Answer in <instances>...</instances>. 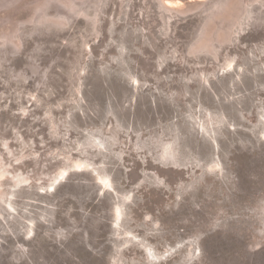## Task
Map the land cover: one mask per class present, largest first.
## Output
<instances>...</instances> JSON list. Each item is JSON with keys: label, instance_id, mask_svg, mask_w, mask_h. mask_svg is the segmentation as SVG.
<instances>
[{"label": "rangeland", "instance_id": "rangeland-1", "mask_svg": "<svg viewBox=\"0 0 264 264\" xmlns=\"http://www.w3.org/2000/svg\"><path fill=\"white\" fill-rule=\"evenodd\" d=\"M0 264H264V0H0Z\"/></svg>", "mask_w": 264, "mask_h": 264}]
</instances>
